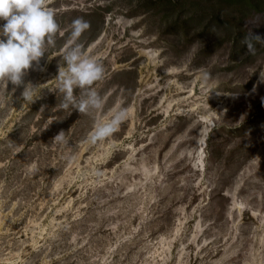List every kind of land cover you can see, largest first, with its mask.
Instances as JSON below:
<instances>
[{
    "label": "rangeland",
    "instance_id": "obj_1",
    "mask_svg": "<svg viewBox=\"0 0 264 264\" xmlns=\"http://www.w3.org/2000/svg\"><path fill=\"white\" fill-rule=\"evenodd\" d=\"M48 7L58 31L24 78L40 98L0 81V264H264V45L242 43L264 36V0ZM76 44L105 72L86 114L56 80Z\"/></svg>",
    "mask_w": 264,
    "mask_h": 264
},
{
    "label": "clouds",
    "instance_id": "obj_2",
    "mask_svg": "<svg viewBox=\"0 0 264 264\" xmlns=\"http://www.w3.org/2000/svg\"><path fill=\"white\" fill-rule=\"evenodd\" d=\"M0 81L10 83L14 89L22 88L18 100L33 104L39 99V89L25 83V76L33 63H39L44 55L45 41L52 43V36L59 25L55 13L48 7V0H0ZM89 28L87 21L76 18L72 21L70 44L79 39ZM253 41L264 45V36L248 32L242 43L248 48V54L255 55ZM63 65L58 67L56 77L59 92L63 94L61 107L67 109L71 104L80 113L86 114L90 108L100 109L102 100L93 90V85L104 78V67L95 58L86 54L76 44L66 49ZM43 70V69H41ZM264 83V71H260L252 91L255 92ZM74 88L82 91L79 100L74 96ZM264 102V97L261 98ZM127 109L116 113L112 119L97 124L90 134L93 144L106 140L118 131V125L127 118ZM64 140L63 132L55 136V142ZM13 146L11 143L8 145Z\"/></svg>",
    "mask_w": 264,
    "mask_h": 264
},
{
    "label": "trees",
    "instance_id": "obj_3",
    "mask_svg": "<svg viewBox=\"0 0 264 264\" xmlns=\"http://www.w3.org/2000/svg\"><path fill=\"white\" fill-rule=\"evenodd\" d=\"M226 1H229V0H226ZM231 1H235V0H231Z\"/></svg>",
    "mask_w": 264,
    "mask_h": 264
}]
</instances>
